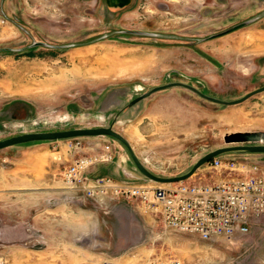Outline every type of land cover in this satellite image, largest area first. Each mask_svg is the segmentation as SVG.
Listing matches in <instances>:
<instances>
[{
  "label": "rangeland",
  "instance_id": "374dc122",
  "mask_svg": "<svg viewBox=\"0 0 264 264\" xmlns=\"http://www.w3.org/2000/svg\"><path fill=\"white\" fill-rule=\"evenodd\" d=\"M170 82L224 100L263 87L264 0H0V139L117 116L113 129L164 176L218 147L264 144V92L223 105L174 87L127 106ZM106 143L113 159L93 162L88 178L155 184L112 137L0 149V264H264V212L248 233L206 242L63 180L66 165ZM219 158L242 165L264 154ZM219 173L208 161L188 181Z\"/></svg>",
  "mask_w": 264,
  "mask_h": 264
},
{
  "label": "built area",
  "instance_id": "2783aa9c",
  "mask_svg": "<svg viewBox=\"0 0 264 264\" xmlns=\"http://www.w3.org/2000/svg\"><path fill=\"white\" fill-rule=\"evenodd\" d=\"M113 157L112 145L103 144L100 152L76 157L63 168L61 176L72 187L84 188L88 197L108 193L117 200L136 202L164 227L194 234L206 242L248 233L264 212V160L241 165L216 156L209 167L225 173L213 181L198 178L192 182L130 184L87 177L93 162L111 161Z\"/></svg>",
  "mask_w": 264,
  "mask_h": 264
},
{
  "label": "water",
  "instance_id": "95a60500",
  "mask_svg": "<svg viewBox=\"0 0 264 264\" xmlns=\"http://www.w3.org/2000/svg\"><path fill=\"white\" fill-rule=\"evenodd\" d=\"M245 24L247 23H242L240 25H237L233 29L240 28ZM138 34L154 36V34H147V33H138ZM174 87H180V88L187 89L191 92H194L201 98H204L214 103L223 104V105L237 104V103H240L246 100L247 98H249L250 96L258 92H264V86H263L258 89H255L254 91L247 92L239 98H235L232 100H224V99H220V98L208 95L205 92H201L197 88L191 85L181 83V82H170L164 85L153 87L146 92H142L141 94H139L138 96L130 100L127 106H131L135 104L139 100L148 97L154 92H160V91H164V90L174 88ZM116 119H117V116L113 118L112 122L108 126L74 127V128L46 130V131L21 132V133L14 134V135L0 139V149L13 146V145H19V144L30 143V142H39V141H55V140H61V139L90 137V136L112 137L118 142H120L125 147V149L127 150L129 160L132 162L133 166L139 173H141L144 177H146L147 179L153 182L165 183V184L166 183H176V182L185 181L189 179L201 165L207 163L212 158L222 155V154H226V153H256V154L262 153L264 154V144L222 146V147H218L216 149L210 150L209 152L199 157L190 166V168L186 170L185 172L178 174V175H174V176H164V175H160V174H157L151 171L136 155L129 141L121 133L113 129V123L116 121Z\"/></svg>",
  "mask_w": 264,
  "mask_h": 264
},
{
  "label": "crops",
  "instance_id": "0c3cea01",
  "mask_svg": "<svg viewBox=\"0 0 264 264\" xmlns=\"http://www.w3.org/2000/svg\"><path fill=\"white\" fill-rule=\"evenodd\" d=\"M133 149H134V148H133ZM122 201H124V200H122ZM119 242H120V243H119V247H120V246H122L123 243H121V241H119Z\"/></svg>",
  "mask_w": 264,
  "mask_h": 264
},
{
  "label": "bare ground",
  "instance_id": "6f19581e",
  "mask_svg": "<svg viewBox=\"0 0 264 264\" xmlns=\"http://www.w3.org/2000/svg\"><path fill=\"white\" fill-rule=\"evenodd\" d=\"M156 183V182H155ZM157 184H165V183H157Z\"/></svg>",
  "mask_w": 264,
  "mask_h": 264
}]
</instances>
